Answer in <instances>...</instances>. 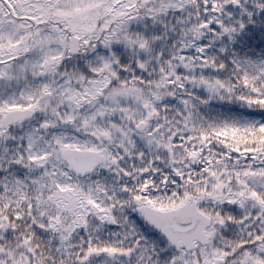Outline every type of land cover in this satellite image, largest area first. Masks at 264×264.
Segmentation results:
<instances>
[{"label":"snow or ice","instance_id":"6c2138e0","mask_svg":"<svg viewBox=\"0 0 264 264\" xmlns=\"http://www.w3.org/2000/svg\"><path fill=\"white\" fill-rule=\"evenodd\" d=\"M0 264H264V0H0Z\"/></svg>","mask_w":264,"mask_h":264}]
</instances>
